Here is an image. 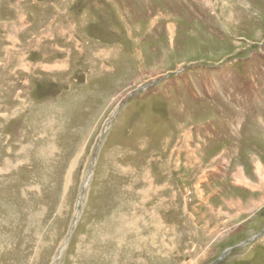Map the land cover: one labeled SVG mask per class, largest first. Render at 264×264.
Segmentation results:
<instances>
[{"label":"rangeland","instance_id":"1","mask_svg":"<svg viewBox=\"0 0 264 264\" xmlns=\"http://www.w3.org/2000/svg\"><path fill=\"white\" fill-rule=\"evenodd\" d=\"M262 232L264 0H0V264H264Z\"/></svg>","mask_w":264,"mask_h":264},{"label":"water","instance_id":"2","mask_svg":"<svg viewBox=\"0 0 264 264\" xmlns=\"http://www.w3.org/2000/svg\"><path fill=\"white\" fill-rule=\"evenodd\" d=\"M154 84H155V83L149 84L148 86L144 87L143 90H146L149 86H152V85H154ZM262 236H264V232H262L260 235H258V236H256V237H254V238H253L252 240H250L249 242L240 245V247H244V246H246L247 244H249V243H251V242H255V241L259 240ZM229 251H230V250H229ZM229 251L226 252V253L224 254V256H226V255L229 253ZM221 260H222V259H221ZM221 260H220V261H221Z\"/></svg>","mask_w":264,"mask_h":264},{"label":"bare ground","instance_id":"3","mask_svg":"<svg viewBox=\"0 0 264 264\" xmlns=\"http://www.w3.org/2000/svg\"><path fill=\"white\" fill-rule=\"evenodd\" d=\"M12 162H13V161H12ZM12 162H11L10 160H7L5 164L9 165V164L11 163L10 165H12ZM13 165H14V163H13ZM65 238H66V237H65ZM46 252H47V251H46Z\"/></svg>","mask_w":264,"mask_h":264}]
</instances>
